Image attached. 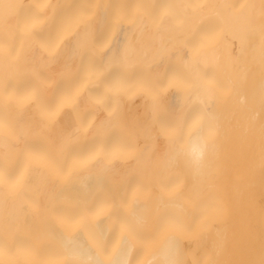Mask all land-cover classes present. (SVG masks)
<instances>
[{"label":"bare ground","instance_id":"bare-ground-1","mask_svg":"<svg viewBox=\"0 0 264 264\" xmlns=\"http://www.w3.org/2000/svg\"><path fill=\"white\" fill-rule=\"evenodd\" d=\"M0 264H264V0H0Z\"/></svg>","mask_w":264,"mask_h":264}]
</instances>
